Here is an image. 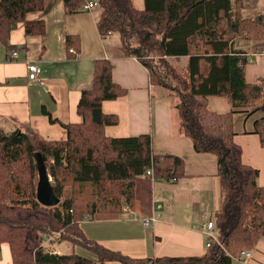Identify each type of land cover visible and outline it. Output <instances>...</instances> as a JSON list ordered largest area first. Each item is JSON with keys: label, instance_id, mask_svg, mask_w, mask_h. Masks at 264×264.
Masks as SVG:
<instances>
[{"label": "trees", "instance_id": "trees-1", "mask_svg": "<svg viewBox=\"0 0 264 264\" xmlns=\"http://www.w3.org/2000/svg\"><path fill=\"white\" fill-rule=\"evenodd\" d=\"M47 0H0V43L10 44L14 26L23 22L27 35H44L45 19H28L44 12ZM52 1V0H51ZM68 13L82 10L89 1L99 3L97 28L102 37L118 32L125 55L136 56L149 69L150 81L170 91L176 99L181 132L190 137L197 152L217 156L221 205L213 215L218 240L203 255L131 257L110 249L84 232V219L109 220L133 207L136 182L152 170V179L175 181L185 174V160L174 154L156 153L150 134L113 137L104 127L119 123L116 114L105 113L104 100L117 99L126 90L113 79L108 59L93 61L92 85L81 92L79 123H61L66 138L36 137L19 129L0 127V249L9 243L13 264H93V259L72 251L45 249L47 235L67 241L96 256L97 261L122 264H233L243 250H253L264 239V186L259 169L243 163L242 149L234 140V113L249 114L264 104V77L246 79L249 51L236 43L243 40L252 20L242 16L243 0H63ZM257 34L264 33V18L253 20ZM252 38H262L252 36ZM69 50L77 45L67 34ZM158 56L172 72L168 58H186L182 87L166 83L159 69L145 57ZM169 68V69H168ZM173 78H178L173 71ZM180 85V86H181ZM209 97L226 98L231 109L211 110ZM253 108V109H252ZM52 122H57L43 107ZM264 146V115L254 123ZM35 152H41L59 203L46 206L37 200L39 180Z\"/></svg>", "mask_w": 264, "mask_h": 264}, {"label": "crops", "instance_id": "crops-1", "mask_svg": "<svg viewBox=\"0 0 264 264\" xmlns=\"http://www.w3.org/2000/svg\"><path fill=\"white\" fill-rule=\"evenodd\" d=\"M46 6L43 13L28 15L30 20L45 19L44 35H27L25 24L20 22L10 33V44L15 46L17 56L0 43V127L6 132L19 129L30 137L63 140L67 132L61 123L82 121L77 105L82 90L92 85L93 61L110 60L113 79L126 93L102 102L105 113L119 117L118 125L104 127L106 135L150 134L156 153H175L185 160V174L175 181L143 175L136 192L147 193L146 200H138L136 195L134 206L124 208L118 217L86 218L80 226L89 238L131 257L203 255L208 236L201 226L212 220L221 205L217 156L194 149L192 139L181 132L174 95L151 83L149 69L141 60L124 54L120 34L101 36L97 28L98 7L68 13L63 0H47ZM67 34L74 35L77 41L71 47L74 52L67 48ZM248 55L246 79L255 82L264 77V49L250 50ZM32 61L41 68V81L29 79L28 63ZM207 103L218 113L231 109L224 97H209ZM43 107L58 121L52 122ZM260 113L251 115L244 108L234 113V140L241 146L243 163L259 169L258 184L264 186V146L253 132ZM155 212L158 215L150 226L142 224ZM68 243L46 240L48 246H55L52 250L60 253H64L61 246ZM76 247L79 246L72 245V250ZM252 251V259L237 264H264V239ZM90 258L93 264H122L97 261L95 255ZM0 264H13L9 243L1 244Z\"/></svg>", "mask_w": 264, "mask_h": 264}, {"label": "rangeland", "instance_id": "rangeland-1", "mask_svg": "<svg viewBox=\"0 0 264 264\" xmlns=\"http://www.w3.org/2000/svg\"><path fill=\"white\" fill-rule=\"evenodd\" d=\"M134 1H135L136 5L138 7H142L143 4H144V2H143L144 0H134ZM243 1H244L243 2L244 4H243V8H242V16L244 18H246V19H250L251 18V20H252V26L248 28L246 34L245 33H243V34L245 35V37H250V38H248L250 40H243L244 38L242 36H238V38L236 39V43L238 45H240L241 47H243L244 49H247L248 51L255 50V49L263 50L264 49V33H262L260 35L257 34V25L254 24L255 22H253V20L257 19L260 15L263 16V18H264V0H243ZM252 36H260L262 38H252ZM145 58L148 61H151V63L153 65H155L157 67V69H159L158 74L161 75V78L165 77V82L166 83H170V84L182 87V85L180 83V82H182V80H179V76L184 79V69H185V65L187 63V60H186L185 57L184 58H179V59H176V58H168L167 59L168 60V65H169V67L172 70V72L168 73L169 74L168 77L166 75V68L167 67H166L165 63L163 64L161 62L160 57H158V56L156 57L155 56L154 59H151L152 57L149 56V57H145ZM173 71L176 73V76L178 77L176 80L172 76ZM262 107H264V104H263ZM260 115H264V112H261ZM30 138H31L32 142L35 144L34 146L37 147L36 137L35 136H31ZM138 180H139V178L137 179V182H136V188L139 187V184L142 185V183L139 182ZM136 195H137V192H135L134 196L136 197ZM137 198H138V200H140V199L146 200L148 198V196H147V193H144L143 195L141 193H139L137 195ZM47 236H46L45 240L47 239ZM53 236L55 237V235H53ZM207 240H208V237H207ZM217 241L219 242L218 236L216 235L213 238V242L212 243H214V242L216 243ZM51 242H54V241H51ZM65 242H67V241H65ZM43 243L46 244L45 241ZM46 246L47 247L45 249H52L53 247H55V246L52 245L53 247L51 248L50 246H48V244H46ZM66 246H68L69 249H67ZM61 248L63 249L62 251L64 253H71L72 251H74V250H72V245L69 244V243L66 244V245H62ZM84 251L85 250H83L80 247H76L75 248V252L78 253V254L85 255L87 257H92L93 256L92 253H89V252H86V251L84 252ZM253 252L254 251H252V253ZM253 256H254V254H253ZM252 257L251 258H246V259L250 260V259H252ZM246 259H244V260H246ZM244 260H240L239 257H238L237 259H234L233 264H237V262L243 263Z\"/></svg>", "mask_w": 264, "mask_h": 264}, {"label": "built area", "instance_id": "built-area-1", "mask_svg": "<svg viewBox=\"0 0 264 264\" xmlns=\"http://www.w3.org/2000/svg\"><path fill=\"white\" fill-rule=\"evenodd\" d=\"M97 7H99V3L97 1H89V2H86L82 6L83 10H85V11L93 10V9H95ZM70 51L74 52L75 50L74 49H70ZM12 55L13 56H17V51H13ZM40 75H41V68H40L39 64L37 63V61L29 62L28 63V76H29V79L33 80V81H41V76ZM147 174L148 175H152V170H147ZM158 208H160L159 204H158ZM157 215H158V213L155 212L153 215L144 218L142 224H144L145 226H150L154 222V220L156 219ZM201 227L207 232L206 235H208V240H207L206 246L208 248L212 244L213 238L217 235L215 223L212 220L211 221H207V222H204ZM47 239L50 242V241L55 240V237L53 235H48ZM46 240H45V243H46ZM44 246L47 247L46 244H44ZM252 256H253L252 250H243L241 252V257L239 259L240 260H244L246 258H251Z\"/></svg>", "mask_w": 264, "mask_h": 264}, {"label": "water", "instance_id": "water-1", "mask_svg": "<svg viewBox=\"0 0 264 264\" xmlns=\"http://www.w3.org/2000/svg\"><path fill=\"white\" fill-rule=\"evenodd\" d=\"M38 166L39 180L37 184V200L43 205L54 206L59 203V198L54 192L51 177L48 173L45 159L41 152H35Z\"/></svg>", "mask_w": 264, "mask_h": 264}]
</instances>
